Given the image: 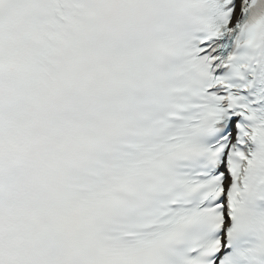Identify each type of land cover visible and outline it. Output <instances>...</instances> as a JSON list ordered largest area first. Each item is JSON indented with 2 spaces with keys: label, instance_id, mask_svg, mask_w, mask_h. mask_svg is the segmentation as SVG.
Returning a JSON list of instances; mask_svg holds the SVG:
<instances>
[{
  "label": "snow or ice",
  "instance_id": "snow-or-ice-1",
  "mask_svg": "<svg viewBox=\"0 0 264 264\" xmlns=\"http://www.w3.org/2000/svg\"><path fill=\"white\" fill-rule=\"evenodd\" d=\"M0 264H264V0H0Z\"/></svg>",
  "mask_w": 264,
  "mask_h": 264
}]
</instances>
